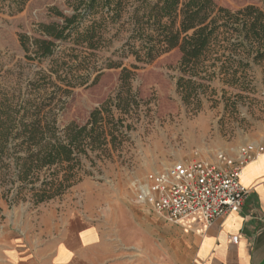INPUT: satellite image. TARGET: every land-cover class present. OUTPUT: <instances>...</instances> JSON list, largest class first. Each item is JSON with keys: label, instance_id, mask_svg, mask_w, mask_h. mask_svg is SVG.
<instances>
[{"label": "rangeland", "instance_id": "obj_1", "mask_svg": "<svg viewBox=\"0 0 264 264\" xmlns=\"http://www.w3.org/2000/svg\"><path fill=\"white\" fill-rule=\"evenodd\" d=\"M24 1L19 11L13 0H0V100H45L46 111L60 130L71 124L85 126L93 112L107 105L117 120L124 119L125 136L104 152L83 156L82 179L64 195L38 205L27 195L17 200H13L14 194L0 199V231L59 224L70 211L79 209L88 210L97 220H112L124 235L133 233L136 210L152 207L138 199L150 173L197 160L226 167L221 157L236 161L241 148L264 139L263 67L251 63L248 85H225L219 75L203 82L199 78L204 74H184L181 54L173 50L151 64H138L140 69L127 85L120 81V73L125 67L132 70V59L124 60L120 70L97 67L100 72H92L89 64L83 74L90 75L89 83L71 88L66 86V78L72 77H66L67 68L52 75L50 59L27 60L18 36L39 37V25L61 22L52 10L70 16L76 0ZM213 1L233 11L248 6L264 10V0ZM120 43L116 40L111 50L120 48ZM60 49L64 50L65 45L61 44ZM111 50L96 59L101 62L110 57ZM41 73L52 77L41 80ZM99 73V80L91 85ZM73 74L79 76L82 72ZM72 82L76 84L80 79ZM5 188L0 186V195ZM165 224H159L161 256L167 248L162 240L169 236L162 227ZM173 239L177 262L187 264L194 255V244L189 249L187 239L178 230Z\"/></svg>", "mask_w": 264, "mask_h": 264}, {"label": "trees", "instance_id": "obj_2", "mask_svg": "<svg viewBox=\"0 0 264 264\" xmlns=\"http://www.w3.org/2000/svg\"><path fill=\"white\" fill-rule=\"evenodd\" d=\"M23 1L13 0L19 11ZM72 7L70 16L53 9L61 22L39 25V37L18 36L27 60L50 59L52 75L67 68L71 88L89 83L90 75H83L89 64L92 72H100L97 67L120 70L124 60L132 59V70L125 67L120 73L127 85L138 64H151L173 50L181 54L184 74H204L203 82L219 75L225 85L244 86L250 83L251 63L264 68V10L254 6L233 11L213 0H76ZM116 40L121 47L111 50ZM110 50V57L96 59ZM77 77L80 82L74 84ZM44 101L0 100V186L6 187L0 199L27 195L38 205L64 195L82 179L83 156L104 152L125 136L124 119L117 120L107 105L93 112L85 126L60 130Z\"/></svg>", "mask_w": 264, "mask_h": 264}, {"label": "crops", "instance_id": "obj_3", "mask_svg": "<svg viewBox=\"0 0 264 264\" xmlns=\"http://www.w3.org/2000/svg\"><path fill=\"white\" fill-rule=\"evenodd\" d=\"M240 181L249 191L242 211L210 226L198 220L173 225L152 207L148 211L137 208L135 231L124 235L112 220H97L88 210L77 209L59 224L2 229L0 264H180L173 239L177 230L187 239L189 249L194 244V255L187 264H264V154L244 165ZM162 221L169 234L162 240L167 246L163 256ZM234 237L237 242L232 241Z\"/></svg>", "mask_w": 264, "mask_h": 264}, {"label": "built area", "instance_id": "obj_4", "mask_svg": "<svg viewBox=\"0 0 264 264\" xmlns=\"http://www.w3.org/2000/svg\"><path fill=\"white\" fill-rule=\"evenodd\" d=\"M259 154H264V141L241 148L236 161L221 157L226 167L203 160L175 163L164 171L150 173L138 199L152 206L167 223L198 220L210 226L242 211L249 191L241 184V170ZM237 240L232 238L233 242Z\"/></svg>", "mask_w": 264, "mask_h": 264}, {"label": "bare ground", "instance_id": "obj_5", "mask_svg": "<svg viewBox=\"0 0 264 264\" xmlns=\"http://www.w3.org/2000/svg\"><path fill=\"white\" fill-rule=\"evenodd\" d=\"M241 151V150H240ZM240 154V153H239Z\"/></svg>", "mask_w": 264, "mask_h": 264}]
</instances>
